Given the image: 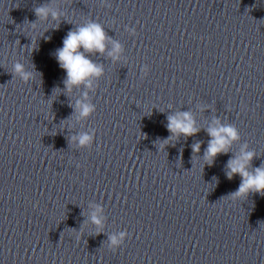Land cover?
I'll use <instances>...</instances> for the list:
<instances>
[{
  "label": "water",
  "instance_id": "1",
  "mask_svg": "<svg viewBox=\"0 0 264 264\" xmlns=\"http://www.w3.org/2000/svg\"><path fill=\"white\" fill-rule=\"evenodd\" d=\"M89 19L110 37L86 53L104 72L69 92L55 53ZM85 92L96 108L78 118ZM185 111L199 131L161 149ZM216 120L240 137L209 165ZM89 130L90 147L71 141ZM244 144L248 171L264 166V0H0V264H264V195L233 198L226 176Z\"/></svg>",
  "mask_w": 264,
  "mask_h": 264
},
{
  "label": "clouds",
  "instance_id": "2",
  "mask_svg": "<svg viewBox=\"0 0 264 264\" xmlns=\"http://www.w3.org/2000/svg\"><path fill=\"white\" fill-rule=\"evenodd\" d=\"M35 14L42 19H47L51 16L55 20L61 13L50 9L48 6H40L35 9ZM32 27H35V25H32ZM126 30L132 34L135 32L134 28L126 27ZM109 39L110 37L104 32L103 26L91 19L66 34L62 40V46L56 50L55 58L58 66L65 72L63 84L67 91L70 92L73 86L81 84L88 89H93V80L99 78L103 74L104 69L91 61L86 53L93 51L103 52L105 50V41ZM111 43L112 47L108 55L114 61L119 60L121 58L122 45L115 40L111 41ZM13 70L23 82H28L35 77L33 72L25 71L23 64L20 62L13 63ZM142 71L146 74L148 66L144 65ZM95 108L96 106L92 103L87 92L82 93V97L75 101V111L78 113V118L89 117L95 111ZM167 121V129L171 135L160 142L161 149L178 134L190 136L199 131L195 127L194 119L190 112H177L174 115H169ZM213 125L207 129L210 139L204 153V160L209 165H211L218 153L227 152L231 142L238 140L240 137L239 130L234 125H222L218 120L214 121ZM70 139L75 142L77 147L88 148L93 144L94 130L80 132L70 137ZM199 149L200 145L198 143L192 146L193 152H198ZM254 155L253 151L247 150V144H244L241 147L240 155L227 162V178L231 179L233 174H239L241 177L240 184L231 194L233 198L245 197L249 192L264 195V166L255 167L252 171H248V166ZM90 206L93 208L90 220L92 224L96 225L95 230L99 232L103 223L102 207L98 204ZM80 234L81 232L77 231V238L80 237ZM126 236L127 232L123 230L110 233L107 237V247L115 251L123 244Z\"/></svg>",
  "mask_w": 264,
  "mask_h": 264
}]
</instances>
